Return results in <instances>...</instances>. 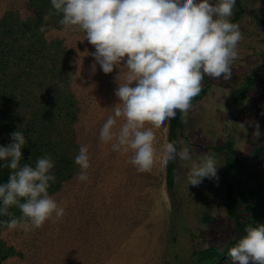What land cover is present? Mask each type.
I'll return each instance as SVG.
<instances>
[{
    "label": "rangeland",
    "instance_id": "obj_1",
    "mask_svg": "<svg viewBox=\"0 0 264 264\" xmlns=\"http://www.w3.org/2000/svg\"><path fill=\"white\" fill-rule=\"evenodd\" d=\"M238 1L245 10L236 22L243 39L232 76H205V92L193 98L178 130L179 147L188 146L193 160L216 157L218 179L187 185L188 166L175 160V186L169 189L162 159L169 120L150 125L154 152L147 169L99 140L102 125L120 106L115 90L127 69L121 65L120 73L114 67L105 74L97 65L93 73L95 49L82 31L65 30L36 0H0V103L11 132L25 135L36 158L50 156L53 171H66L56 175L59 188L49 192L64 206L63 218L30 232L5 227L0 238L14 254L2 264H200L222 254L246 228L264 224L241 204L237 217H230L225 202V181L264 194V158L255 154L260 144L253 134L255 124L260 130L264 125V0ZM121 123L118 118L117 128ZM4 131L0 124L2 146L10 139ZM82 144L90 145L85 182L78 181L74 163ZM229 146L239 159L234 176L225 171ZM215 264L232 261L228 256Z\"/></svg>",
    "mask_w": 264,
    "mask_h": 264
},
{
    "label": "clouds",
    "instance_id": "obj_2",
    "mask_svg": "<svg viewBox=\"0 0 264 264\" xmlns=\"http://www.w3.org/2000/svg\"><path fill=\"white\" fill-rule=\"evenodd\" d=\"M50 4L49 15L59 14L65 30L82 31L83 40L94 46L93 73L97 65L105 74L114 67L120 73L121 65L127 69L115 90L120 106L102 125L99 140L110 144L112 151L127 152L137 169H147L153 162L151 126L175 118L178 111L186 114L205 76L228 81L243 39L240 26L231 20L236 0H50ZM118 118L123 123L117 128ZM239 125L246 133L245 124ZM253 134L257 138L262 134L258 123ZM11 141L0 146V168L10 170L7 182L0 183V216L9 219L0 223L30 232L46 222H58L65 208L48 191L56 180L55 162L45 155L34 166L22 164L27 139L16 130ZM89 149L90 145H80L74 158L80 182L89 179ZM162 154L165 162L187 164V185L218 179L220 164L213 154L193 160L189 147L178 148L175 142H165ZM12 207L20 209L19 217ZM228 256L232 264H264V224L246 228Z\"/></svg>",
    "mask_w": 264,
    "mask_h": 264
},
{
    "label": "trees",
    "instance_id": "obj_3",
    "mask_svg": "<svg viewBox=\"0 0 264 264\" xmlns=\"http://www.w3.org/2000/svg\"><path fill=\"white\" fill-rule=\"evenodd\" d=\"M38 2H36V6L38 7V9H43L42 6L46 5L45 7L48 9V11L50 12V10L52 9V6L50 4V0H36ZM40 3V4H39ZM47 3V4H44ZM40 7H39V5ZM37 13L41 14L42 10ZM245 13L244 8L241 6V4L239 3L238 0H236V11L234 13V16L232 17V22L236 23L241 16ZM55 17H57V20L59 21L61 19V16L59 14H53ZM57 23V22H55ZM23 27H26V23L24 22ZM3 60L0 57V65H3ZM5 65V64H4ZM205 92V89L202 90V93ZM0 102H1V97H0ZM188 111V110H187ZM187 113H180L179 111L177 112V115L175 118H172L169 120V136H168V142H175L177 147L179 148V142H178V130L181 129L184 125V117L187 116ZM6 114V110H4L2 108V105L0 103V124L2 125V127L4 129H7V131L3 134L2 137L4 136H8L10 139L8 140V144L11 143V124H12V120L8 119L5 115ZM261 136L259 138H257L258 143L260 144L259 147L255 150V154L258 157H262L264 158V125L261 128ZM28 142V141H27ZM0 146L1 142H0ZM33 147V145H32ZM31 147V143L28 142L23 148H22V154H23V160L21 161V163H27L29 165H33L35 164V161L38 159L36 158V156H33V150ZM239 159L236 157L235 151L234 149L229 146L227 148V152L225 155V171L226 173L234 176L235 175V171L238 167L237 161ZM66 167V165H65ZM57 170H54V175L56 178H58V176L63 177L64 175H66V171L64 169V167L62 166H57L56 167ZM67 169V168H66ZM175 173H176V168H175V160H170L166 162V182H167V186L169 189L174 188L175 186ZM10 174V170L8 168H0V183H5L8 180ZM58 175V176H56ZM58 180H55L54 183H51L50 188L48 189L49 192L55 191L59 188V183L57 182ZM225 186V191H226V198H225V202H226V208H227V212L228 215L230 217H237V204H241L243 205V209L245 210H250L252 211V216L254 218L255 222H260V221H264V194L261 192L260 189L257 188H253V187H245L242 184H238L237 186H235L233 184L232 181H225L224 183ZM10 211L12 213H14V215L16 217H19L21 215V212H17L15 207L10 208ZM9 219V217L7 216H0V222L2 221H7ZM249 225H252L251 223H249ZM255 226V225H254ZM252 226V227H254ZM5 224L4 223H0V232L5 228ZM236 243V242H235ZM235 243H232L228 246H226L223 249L222 254H214L213 256H210L208 258L207 261L202 260L200 264H215V262L220 261L222 259H225L228 257V249L232 246L235 245ZM14 251L13 248H7L1 238H0V264H2V261L5 260L6 258H8L9 256L13 255ZM215 258V259H214Z\"/></svg>",
    "mask_w": 264,
    "mask_h": 264
}]
</instances>
